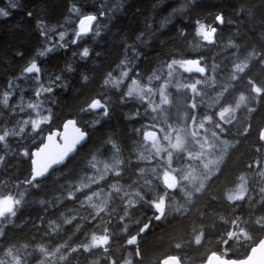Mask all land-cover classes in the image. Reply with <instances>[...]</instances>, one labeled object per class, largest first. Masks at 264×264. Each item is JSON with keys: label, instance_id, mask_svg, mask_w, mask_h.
Segmentation results:
<instances>
[{"label": "trees", "instance_id": "1", "mask_svg": "<svg viewBox=\"0 0 264 264\" xmlns=\"http://www.w3.org/2000/svg\"><path fill=\"white\" fill-rule=\"evenodd\" d=\"M158 2L154 8L157 0H0L9 12L0 16V135L9 132L0 142V159L7 157L0 200L19 201L14 215L0 216V264H159L170 255L198 264L211 254L245 258L264 238V0ZM101 9L107 15L92 22L99 35L76 37L84 15ZM197 21L217 27L214 43L200 39ZM84 47L87 58L79 55ZM173 59L199 60L204 73L168 68ZM32 62L39 73L24 71ZM55 76L62 80L53 92L37 96V85ZM133 80L151 88L149 99L121 100ZM101 97L113 110L97 125L96 110L80 109ZM70 119L89 139L44 180H32L22 153ZM177 123L197 133L192 139L201 148L189 151V134L184 151L167 152L169 163L148 156L144 133L161 136L160 127ZM214 140L227 154L190 190L192 172L202 176L201 167L221 157L209 150ZM164 176L175 178L173 189ZM241 178L244 196L229 201ZM93 235L104 245L92 248ZM133 236L138 241L130 246Z\"/></svg>", "mask_w": 264, "mask_h": 264}, {"label": "snow or ice", "instance_id": "2", "mask_svg": "<svg viewBox=\"0 0 264 264\" xmlns=\"http://www.w3.org/2000/svg\"><path fill=\"white\" fill-rule=\"evenodd\" d=\"M12 7H15V5L13 4ZM153 7L154 8L159 7L158 0H157V3H155L153 5ZM72 11H77V9L73 8ZM174 11H177V10H174ZM8 15H9L8 11H6L4 9H0V16L7 17ZM28 15L31 16L32 13L29 12ZM106 15H107V12L105 9H101L99 12V15H97V14L84 15V18L79 21L80 29H79V31H77L75 33L76 37L83 38L84 36H87L89 33H92V35H94V36H98L99 31L94 28L92 22L95 21V22L99 23L98 16L103 18ZM215 21L218 24H222L223 23V13H218L217 16L215 17ZM197 24L199 25V27L197 29V34L202 36L203 39L205 41H207L209 44L214 43L215 42V36L217 33V27L213 26L210 29H207L205 24L200 23L199 21H197ZM42 35H44V33H42ZM59 36H60V39L63 40L65 33L63 31H61ZM72 43L73 44L78 43V40H73ZM54 50H55L54 48H50V49H48V52H53ZM40 55H44V53L42 52ZM73 55H76V53H74ZM79 55L82 58L89 57V55H90L89 48L84 47L82 52L79 53ZM199 63H200L199 60L188 61L185 59H173L170 64H167V67L171 68L173 65H180L181 67L185 68L186 71L193 70V67H195V70L203 71L202 68L196 67V65H198ZM121 64L123 65V62H121ZM24 71L27 73H39L41 71V69L39 67H37V64L35 62H32L30 66H28L24 69ZM123 75H128V73L124 72ZM35 79L38 80L39 77H36ZM49 79L52 81V83H50L48 85H45L43 83L37 85V88L39 89L36 92L37 96L41 95V91H43L45 93L53 92L54 86L57 85V82L62 80V77L55 76L54 78L49 77ZM84 79L86 80L87 77H84ZM140 79L141 80L143 79V74L141 75ZM150 80H151V78H150ZM132 84L136 85V86L129 88L126 96L122 92L120 94L121 100L127 101L129 98H133V99H139L140 101H143L145 99V97L148 96L149 92L151 91V88L144 89V88L140 87L139 85H137L135 80L132 81ZM59 86H63V85L60 84ZM153 86H155V85H153ZM102 99H103V97H101V99H92L87 104V109H84V108L80 109L81 112H86V111L91 112V111L96 110L95 114H96L97 118L94 121H92V123L97 124V125L100 124L105 118H110L111 111L113 110V105L111 103H109L108 107H105V105L101 103ZM3 103L5 105H7V103H8L7 93L5 94ZM48 119H49V117H42L43 122H46ZM76 123H77V121L68 120L67 124L64 126L67 127L68 125H75ZM33 124H34V126H36L34 122H33ZM42 131H43V129L41 128L40 132H42ZM75 131H76L77 135L73 139L68 141L67 138H65L66 142L64 144V149H63L64 153H71L72 151L77 149L78 145L82 144L83 142H85L86 140L89 139V133L87 132V130L82 131L80 128H76ZM38 134H39V132L37 133V135ZM8 136H9V132L4 131L3 134L0 135V142L5 141ZM47 139H48V141H52L53 135H49L47 137ZM22 155L25 156L26 158H28L29 160H31L33 153L31 151V149H28V150L24 151L22 153ZM61 158H63V157H61ZM6 159H7L6 156L3 157V159H0V166L3 165V162ZM41 175H42V173H40V172L36 173L37 177H39ZM13 203H19V201L13 202L11 200V198H7L5 200H0V216H3L6 213H12L14 215L15 213L13 210ZM41 203H43V201H41ZM69 222H71V221H69ZM101 240H102V238H99V237L93 235L91 242H90L91 247L95 248V247L99 246L101 243ZM84 247L86 250L88 245H85Z\"/></svg>", "mask_w": 264, "mask_h": 264}, {"label": "water", "instance_id": "3", "mask_svg": "<svg viewBox=\"0 0 264 264\" xmlns=\"http://www.w3.org/2000/svg\"><path fill=\"white\" fill-rule=\"evenodd\" d=\"M188 61H195V59H189ZM198 68H202V65L199 63L196 65ZM186 71V70H185ZM188 74H203V71L193 70L186 71ZM72 120V119H70ZM68 121V120H67ZM67 121L64 125L67 124ZM75 121V120H73ZM62 126L60 131L54 130L51 133H48L44 136L43 142L32 151L33 155L30 160V168H31V178L32 180H44L48 177L54 170L60 168L63 164L69 160L72 156L76 154L77 149L80 145H84L85 142L77 146V149L72 151L71 153H64V144L65 138L68 141L73 139L77 133L75 131L76 128H80L77 123L75 125H68L67 127ZM82 130V128H80ZM83 131V130H82ZM55 134V135H54ZM49 135H53V140L48 141L47 137ZM158 132L155 130H149L145 133L144 138L147 140H154L157 138ZM63 157V158H61ZM42 173L41 176L37 177L36 173ZM137 237L134 236L129 241V245L133 246L136 244ZM218 255H210L203 263L200 264H264V238L261 239L257 244L252 246L246 255L245 258L240 260H230V259H221ZM160 264H181L180 260L175 256H168L164 258Z\"/></svg>", "mask_w": 264, "mask_h": 264}, {"label": "rangeland", "instance_id": "4", "mask_svg": "<svg viewBox=\"0 0 264 264\" xmlns=\"http://www.w3.org/2000/svg\"><path fill=\"white\" fill-rule=\"evenodd\" d=\"M79 29H80V25H79ZM207 29H210V28H207ZM198 36L200 37V39L203 42H207L203 39L202 36H200V35H198ZM178 67H181V66L178 65ZM181 68L184 70L183 67H181ZM123 80H124V75L121 74L116 79L115 85L119 86L123 82ZM168 84L169 83H165V85H168ZM137 85L146 89V85H141L139 83H137ZM132 87L133 86L130 85L128 87V89L132 88ZM150 94H151V91L149 92L148 96L145 97V99H149ZM157 98L159 101H162V102L165 101V95L163 94V92L161 90L158 91ZM232 108L233 107H231V110H232ZM171 128H173V130H171ZM160 129H161L162 133H160L161 136H159V138L157 140L151 141V142L145 141V152L148 154V156L164 157L165 161L167 163H169V156L167 155V152H169V150H175V149H179L181 151H184L185 146H186L185 145V142L187 139L186 137L189 134H190V137H189L190 141H189V145L187 146V147L190 146L189 151L195 152L199 147L201 148V146H199L197 143H195V141L192 139V135L197 137V133L195 131H192L186 124L177 123L174 126H173V124H170V125L164 126L163 128L160 127ZM201 136H205V135L201 134ZM164 139H165V141H164ZM203 144H205V142ZM203 144H202V146H203ZM223 145H224V147L226 146L225 144H223ZM217 146H218V141L214 140L209 144V150H211L213 152ZM179 150H176V151H179ZM223 153H224V150H221V155H223ZM212 162H213V165L205 164L201 167V170H203V172H204L202 176H199L195 171L192 172V174L189 176V178L187 179V182H186L187 186L190 187V190L195 189L196 185L201 186L204 179L207 178L209 175H211L215 171V167L219 164V160L215 159ZM163 182H164L165 186H167L169 189H173L175 187V184H176L175 178H171L168 176H164ZM246 188H247L246 179L241 178L240 181L238 182V184L232 190V192L228 195V200L229 201H235V200H238L239 198L243 197L244 193L246 192ZM98 198H99V196L96 195L94 200H97ZM5 199H7V198H3L1 200H5ZM155 209L158 212V217H160L162 214V211H163V204L162 203L155 204ZM104 243H105V240L102 239L100 245L97 247L103 246Z\"/></svg>", "mask_w": 264, "mask_h": 264}, {"label": "flooded vegetation", "instance_id": "5", "mask_svg": "<svg viewBox=\"0 0 264 264\" xmlns=\"http://www.w3.org/2000/svg\"><path fill=\"white\" fill-rule=\"evenodd\" d=\"M259 90V89H258ZM253 93H255V90H253ZM253 95H256V94H253ZM239 94L238 92L235 94L234 98H233V101L235 102V105L233 106L232 108V111H234V113H238L240 110V105H239ZM161 261V260H160ZM160 263V262H159Z\"/></svg>", "mask_w": 264, "mask_h": 264}, {"label": "clouds", "instance_id": "6", "mask_svg": "<svg viewBox=\"0 0 264 264\" xmlns=\"http://www.w3.org/2000/svg\"><path fill=\"white\" fill-rule=\"evenodd\" d=\"M81 147H82V145H80V147H79L77 150H79ZM101 210H103V209H101ZM88 247H89V246H88ZM88 247H87V249H88ZM87 249H86V250H87Z\"/></svg>", "mask_w": 264, "mask_h": 264}, {"label": "bare ground", "instance_id": "7", "mask_svg": "<svg viewBox=\"0 0 264 264\" xmlns=\"http://www.w3.org/2000/svg\"><path fill=\"white\" fill-rule=\"evenodd\" d=\"M219 258L224 259V257H221V256Z\"/></svg>", "mask_w": 264, "mask_h": 264}]
</instances>
